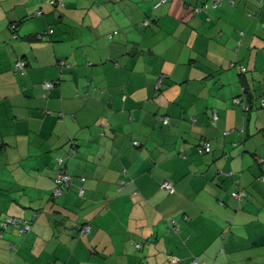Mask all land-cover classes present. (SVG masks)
I'll use <instances>...</instances> for the list:
<instances>
[{"label":"crops","instance_id":"1","mask_svg":"<svg viewBox=\"0 0 264 264\" xmlns=\"http://www.w3.org/2000/svg\"><path fill=\"white\" fill-rule=\"evenodd\" d=\"M57 1L0 0V264H264V5Z\"/></svg>","mask_w":264,"mask_h":264},{"label":"trees","instance_id":"2","mask_svg":"<svg viewBox=\"0 0 264 264\" xmlns=\"http://www.w3.org/2000/svg\"><path fill=\"white\" fill-rule=\"evenodd\" d=\"M51 2H53V3H51ZM47 3H50V4H52V5H57V4H59L60 3V1H57V0H47ZM161 3V5L163 4L162 3V1L160 2ZM157 4H159V3H157ZM156 4V5H157ZM160 5V6H161ZM264 5V0H260V6H263ZM160 6H158V7H156L155 6V8L157 9V8H159ZM207 7V6H206ZM205 7V8H206ZM40 10H42V9H40ZM197 10H198V8H195L194 9V12H196L197 13ZM252 16H254V15H252ZM149 22V21H148ZM50 31H53L52 29H50L48 32L50 33ZM54 33V31L52 32V33H50V34H53ZM239 44H241V42H239ZM19 60H24V59H19ZM18 61V60H17ZM25 61V60H24ZM16 64V63H15ZM15 64H14V67H15ZM27 64V63H26ZM231 66L232 67H236V69H237V71H238V73H239V75L240 76H246V74L249 72V69L247 68V67H245V66H241V65H239V64H237V63H232L231 64ZM26 67H27V65H26ZM14 70H15V68H14ZM27 71V70H26ZM15 72H16V70H15ZM17 73V72H16ZM17 74H19V73H17ZM248 91V89L246 88V87H243L242 88V94L240 95V96H237V97H235L234 99H233V103L236 105V106H238V107H242L243 108V110H244V112H249V111H251L252 110V108H254V107H256V105L254 104V103H246L245 101H244V95H245V93ZM239 101V102H238ZM263 103H264V99H261L260 100V105L259 106H261L262 108H264V105H263ZM197 119H195V121H196ZM219 120V115H218V113H217V111H214L213 113H212V124L213 125H216V123H217V121ZM163 123H164V120H163ZM169 123V122H168ZM167 123V124H168ZM166 123H164V125H167ZM229 133H232V132H238L239 134H242L243 136H246L247 135V130H246V128H238V129H232V132L231 131H228ZM228 132L227 131H225V134H228ZM204 142H209L210 144H211V142L209 141V140H207V139H203V140H201V142H200V144H199V150L201 149V144L202 143H204ZM134 145L136 146V147H140V145H142L139 141H135L134 142ZM71 146H73V147H76V146H78V142L77 141H72L71 142ZM211 146H212V144H211ZM213 152V146H212V151L211 152H209V153H212ZM202 154H207V152H204V153H202ZM68 155H74V151H72V150H70V152H69V154ZM263 157H258V158H256V162L262 167L263 165H264V159H262ZM58 160H59V162H60V164H62L63 163V159L61 158V157H59L58 158ZM61 172H64V173H66V174H68V172L66 171V169L64 168V166H63V168H61V169H59L58 171H57V174L55 175V178H54V180H55V188H54V191L56 190V188L57 187H59L60 186V184H58L57 183V176H58V174L59 173H61ZM263 172H264V170H263ZM219 173L220 174H223L224 176H226V177H228V178H230V179H232L233 180V182H234V185H235V188H234V190H232L231 191V195H232V197L233 198H235L234 196H233V194L234 193H238V194H241V195H243V194H245L246 195V193H245V190H243L242 189V185H241V183H240V181H241V177H240V175H238L237 173H234V172H232V171H227V170H221V171H219ZM224 173H227V174H229V175H227V174H224ZM69 176H71L70 174H68ZM71 178H72V182L71 183H73V181H74V178H73V176H71ZM85 179V178H84ZM258 179V181L260 182V183H264V174H260L259 175V177L257 178ZM167 181V180H166ZM124 182V181H123ZM165 182V181H164ZM163 182V183H164ZM125 183V182H124ZM124 183H122V185H121V189H122V187L124 186V188H125V186L128 184L127 182H126V185L124 184ZM162 183V184H163ZM124 184V185H123ZM162 184H161V188H162ZM72 184H70L69 186H63V193L59 196V197H56V196H54V191H53V197L55 198H60V197H62L65 193H66V191H68L69 190V188H70V186H71ZM173 185V184H172ZM174 186V185H173ZM123 188V189H124ZM175 188V187H174ZM162 190H164L163 188H162ZM164 191H166V190H164ZM84 192H85V190H84ZM167 193H169L170 194V192H168V191H166ZM244 192V193H243ZM176 193V189H175V192L173 193V194H170V195H174ZM245 195H244V197H245ZM81 196V195H80ZM236 199V198H235ZM237 200H243V196H241L240 198H237ZM16 218V217H15ZM17 219V218H16ZM19 220V219H18ZM172 222H174L175 223V221H172ZM86 225H89V223H84L83 225H82V227H81V229H80V232H81V230L86 226ZM91 232V231H90ZM138 247H140V245H137ZM197 260V259H196ZM198 261V260H197ZM193 262L194 261H192V264H193ZM199 262V261H198Z\"/></svg>","mask_w":264,"mask_h":264},{"label":"built area","instance_id":"3","mask_svg":"<svg viewBox=\"0 0 264 264\" xmlns=\"http://www.w3.org/2000/svg\"><path fill=\"white\" fill-rule=\"evenodd\" d=\"M166 2V0H163L162 3ZM53 3V2H51ZM161 3L157 4L156 7L160 6ZM37 15H41L43 14V11L42 10H38L36 12ZM53 31H50V33H52ZM15 70L17 73L23 75L26 73V70H27V67H26V61L24 60H18L15 64ZM54 84L52 82H48L45 84V87L46 88H51ZM239 102V101H238ZM264 105V103H263ZM168 119H164V123H168ZM201 149L199 150L200 153H204V152H211L212 151V146L209 142H204L201 144ZM224 174H227V173H224ZM229 175V174H227ZM57 183L60 184L59 187L56 188V190L54 191V196L56 197H59L62 193H63V186H69L70 184H72V178L71 176H69L68 174L64 173V172H61L58 174L57 176ZM85 179H83L84 181ZM162 188L168 192H170V194H173L175 192V188L174 186L172 185V183L170 181H165L163 184H162ZM84 189H81L80 191V195L83 196L84 195ZM233 196L235 198H240L241 195L238 194V193H234ZM8 224H12L14 226H16L18 229H19V232H20V235H23L24 234V231H25V227L21 226L20 225V221L16 218H10L8 221L6 222H3L2 223V227H5L7 228ZM91 231V227L90 225H86L82 230H81V234L82 235H87L89 234ZM172 264H177V260L176 259H172ZM193 264H201L200 262H198L197 260H194Z\"/></svg>","mask_w":264,"mask_h":264},{"label":"bare ground","instance_id":"4","mask_svg":"<svg viewBox=\"0 0 264 264\" xmlns=\"http://www.w3.org/2000/svg\"><path fill=\"white\" fill-rule=\"evenodd\" d=\"M90 225V224H89Z\"/></svg>","mask_w":264,"mask_h":264}]
</instances>
